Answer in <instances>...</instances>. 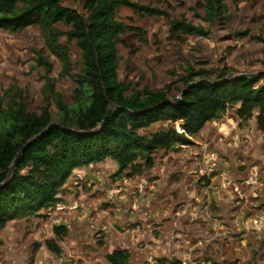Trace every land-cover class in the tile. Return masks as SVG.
<instances>
[{"label":"rangeland","instance_id":"374dc122","mask_svg":"<svg viewBox=\"0 0 264 264\" xmlns=\"http://www.w3.org/2000/svg\"><path fill=\"white\" fill-rule=\"evenodd\" d=\"M132 1L158 8L168 16H140L129 9L118 12V20L130 27L119 37L117 46L120 81L149 91L171 85L169 98L175 103L182 89L179 79L188 64L197 71L213 72L212 79L223 67L230 72L229 77L264 73V0H228L229 22L212 26L195 15H203L197 8L199 0ZM62 3L83 12L72 0ZM182 17L203 26L209 36L172 39L169 23ZM62 42L70 50L73 72L79 73L80 52L66 39ZM38 51L48 56L49 78L64 102L70 104L76 85L60 76L61 65L48 55L41 30L32 26L17 33L0 31V96L17 93L35 113L45 104L44 69L35 62ZM50 103L54 115L56 109ZM160 126L167 123L153 130ZM174 128L180 131L178 124ZM190 141L176 151L156 153L153 166L140 175L129 170L117 172L111 160L93 164V173H81L69 181L74 190L79 189L72 193V215H77L75 202L80 194H88L86 205L80 207V212L88 214L94 208V197L106 198L110 189L112 210H108L113 232L124 233L122 228L138 232L136 246L130 248L134 264H158L160 259L180 264H264L261 116L255 113L247 122H240L230 110L221 121L207 123ZM33 150L41 154L50 148L38 145ZM87 188L90 191L85 192ZM101 189H105L103 194ZM52 211L14 220L0 231V264H108L107 250L100 246L106 242V234H95L96 244L90 252L86 249H92L91 234L87 238L79 226L74 230L67 217L70 228L65 227L66 236L57 241L61 254L51 253L45 242L55 239ZM56 219L63 224L60 216Z\"/></svg>","mask_w":264,"mask_h":264},{"label":"trees","instance_id":"16d2710c","mask_svg":"<svg viewBox=\"0 0 264 264\" xmlns=\"http://www.w3.org/2000/svg\"><path fill=\"white\" fill-rule=\"evenodd\" d=\"M74 1L83 12L64 6L62 0H0V31L17 33L38 27L48 55L61 65L60 76L76 85L73 101L65 103L49 78L48 56L38 51L35 62L44 69L45 104L40 112H30L17 93L0 96V231L14 220L63 204L62 187L77 168L111 160L117 172L129 170L140 175L153 166L156 153L190 145V139L207 123L221 121L230 110L240 122L258 113L264 127V73L252 78L229 77L230 72L223 67L212 79L213 72L197 71L188 64L179 79V104L169 98L171 85L157 91L136 89L118 78L119 37L130 28L118 20V12L129 9L146 17L167 13L132 0ZM226 1L199 0L197 8L203 10V15H195L209 26L226 25L230 20ZM169 27L174 40L186 35L209 36L203 26H195L183 17L171 20ZM63 39L80 52L77 74ZM50 101L56 109L54 115ZM106 116V123L100 127ZM163 123L167 126L153 130ZM176 124L180 131L174 128ZM38 136L12 170L24 145ZM38 145L50 150L37 154L33 149ZM53 233L55 239L46 241L45 246L57 256L61 254L57 241L66 236L67 230L65 226H54ZM106 261L133 264L128 250L120 249L108 254ZM158 264L180 262L160 259Z\"/></svg>","mask_w":264,"mask_h":264},{"label":"crops","instance_id":"0c3cea01","mask_svg":"<svg viewBox=\"0 0 264 264\" xmlns=\"http://www.w3.org/2000/svg\"><path fill=\"white\" fill-rule=\"evenodd\" d=\"M93 167V164L87 166V167H81L78 169L73 170L71 177L69 178V180L66 182V184L63 186V191L64 193L62 194V198L65 201V203L61 204V205H57L56 208L52 209L53 214L51 215L50 219L52 220V223L54 224V226H65L67 228H70V226L66 225V219L65 217L68 218V220L70 222L73 223V229L75 230L76 226H79V229L81 231V233H84L85 231L87 232V238L88 235L91 234V238L93 239V244L91 245L92 249H86L89 250L90 252L93 251L94 249V245L96 244L94 242L95 238L98 236H95V234H97L98 232H104V234H106V238L104 241H106L104 243V245H100L103 249H106V255L110 254L112 251L116 250V249H120V250H128V252L131 254V260H132V251H131V247L136 246V240H137V236L136 234L138 232H132V230H124L122 228V230L124 231V233H119L113 232L114 225H113V221L112 218L110 216V211L108 210V207H110V203H111V197L109 195V193L112 190H107L105 196L106 198H103L100 196L99 197H94V201L91 202V204L94 206L92 212L89 211L88 214L82 213L80 212L82 209H80L81 206L86 205V197H88L87 193H83L80 194L81 196H79V198H77L76 200V211H77V215H80L77 217L76 220V216L72 215L71 213V205L74 203L73 202V192H75L77 194L76 189L74 190V186H70L69 181L75 179L76 176H78L79 174H83L82 176L85 175V173L91 174L93 173L91 168ZM92 177V176H91ZM68 184V185H67ZM77 188H83L85 187V185L82 184V186L80 185L78 187L79 184H74ZM90 188V187H88ZM84 189L85 192L90 191L89 189ZM97 188V187H95ZM101 191L100 193L103 194V192L105 191V189H101L99 190ZM104 196V195H103ZM88 209V208H87ZM110 210L111 207H110ZM59 216L62 218L63 220V224H61V220L60 219H56L59 218ZM53 226V227H54ZM70 232V231H69ZM87 246V245H85ZM105 255V256H106ZM104 256V257H105ZM133 263V261H132ZM134 264V263H133Z\"/></svg>","mask_w":264,"mask_h":264},{"label":"water","instance_id":"95a60500","mask_svg":"<svg viewBox=\"0 0 264 264\" xmlns=\"http://www.w3.org/2000/svg\"><path fill=\"white\" fill-rule=\"evenodd\" d=\"M72 2H73V4H75V1H74V0H72ZM254 76H255L254 74H242V75H238V76H235V77H236V78H237V77H243V78H245V77L247 78V77H248V78H252V77H254ZM198 83H199V82L194 83V84L190 85L189 87H187V88L182 92L181 95L185 94L189 89H191L192 87L196 86ZM179 102H180V99H179V98L175 99V103H176V104H179ZM106 121H107V116L104 118V120H103V122L101 123L100 127H102V126L106 123ZM54 126H55V125H54ZM44 133H45V132H43L40 136H42ZM40 136L36 137L35 139L31 140L30 142H28L27 144L24 145V147L22 148V150L20 151V153L17 155V157H16V159H15L13 165H12V170H15V168H16V166H17V163H18V160H19L20 156L24 153V151L27 149V147L30 146V145H31L32 143H34L35 141H37L38 138H39Z\"/></svg>","mask_w":264,"mask_h":264}]
</instances>
